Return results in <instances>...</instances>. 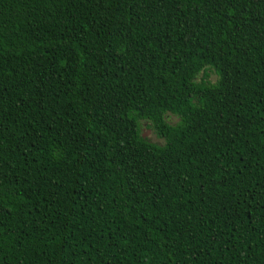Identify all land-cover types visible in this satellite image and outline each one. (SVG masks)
<instances>
[{
	"label": "trees",
	"instance_id": "1",
	"mask_svg": "<svg viewBox=\"0 0 264 264\" xmlns=\"http://www.w3.org/2000/svg\"><path fill=\"white\" fill-rule=\"evenodd\" d=\"M0 264H264V0H0Z\"/></svg>",
	"mask_w": 264,
	"mask_h": 264
},
{
	"label": "rangeland",
	"instance_id": "2",
	"mask_svg": "<svg viewBox=\"0 0 264 264\" xmlns=\"http://www.w3.org/2000/svg\"><path fill=\"white\" fill-rule=\"evenodd\" d=\"M216 77H217L216 74L212 73L210 78L214 81ZM178 119L179 118L176 115L173 114L167 115V120L171 123L177 122ZM142 134L143 136L149 138L152 141H160V139L155 135L153 129L150 128L146 122H142Z\"/></svg>",
	"mask_w": 264,
	"mask_h": 264
}]
</instances>
